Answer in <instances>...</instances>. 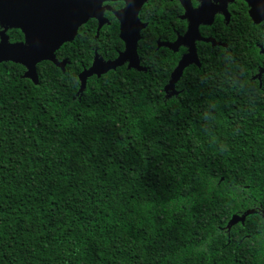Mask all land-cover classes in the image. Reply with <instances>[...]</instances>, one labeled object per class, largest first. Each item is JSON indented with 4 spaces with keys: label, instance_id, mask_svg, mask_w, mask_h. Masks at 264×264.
<instances>
[{
    "label": "trees",
    "instance_id": "1",
    "mask_svg": "<svg viewBox=\"0 0 264 264\" xmlns=\"http://www.w3.org/2000/svg\"><path fill=\"white\" fill-rule=\"evenodd\" d=\"M120 5H117V7ZM151 7V8H150ZM139 54L147 72L79 75L124 45L112 18L58 52L65 72L0 68V264H264V102L245 47L227 75L173 67L155 51L168 25L154 1ZM241 24L255 27L243 8ZM244 223L228 228L234 216Z\"/></svg>",
    "mask_w": 264,
    "mask_h": 264
},
{
    "label": "water",
    "instance_id": "2",
    "mask_svg": "<svg viewBox=\"0 0 264 264\" xmlns=\"http://www.w3.org/2000/svg\"><path fill=\"white\" fill-rule=\"evenodd\" d=\"M125 3L124 9L115 12L120 24V39L125 44V51L114 61L104 62L96 56L93 66L79 75L80 92L87 88L89 78H98L116 71L117 68L129 62V69L147 72L138 57V43L141 31L145 25L139 19V13L147 0H0V21L13 29H19L25 34L26 42L10 47L0 46V64L12 62L27 69L24 78L30 79L35 85L39 84L36 71L38 64L49 61L65 72L66 61L60 62L56 53L66 44L74 42L80 27L95 18L99 21V31L108 20L104 17L105 2ZM234 1V0H228ZM250 7V15L255 23L264 21V0H244ZM205 6L196 11L197 21L190 25L187 39H201L199 26L212 21H205L203 13ZM207 41L205 39H201ZM3 55L5 57H3ZM189 60L182 63L171 76L170 83L165 87V93L178 96L176 83L182 78L184 66L196 63L199 65L195 48H191ZM249 211L242 217L234 216L228 228L238 223H244L247 216L254 214Z\"/></svg>",
    "mask_w": 264,
    "mask_h": 264
},
{
    "label": "flooded vegetation",
    "instance_id": "3",
    "mask_svg": "<svg viewBox=\"0 0 264 264\" xmlns=\"http://www.w3.org/2000/svg\"><path fill=\"white\" fill-rule=\"evenodd\" d=\"M153 1L155 4L158 3L163 6L164 10L166 11L165 15L167 14L166 16L168 18V25L165 29H162L161 35L156 40V48H155V51L160 52L162 56H171L170 58L164 59L168 63H164L162 61L163 65L172 66L173 67L172 73H173L176 69H178L181 66L182 63H185L190 59L189 55L191 54V48L193 49L194 47L197 53L199 65L196 63H192L187 66L186 64L184 66L183 76L185 72L189 69L202 70L203 66L206 65V69L209 68V71L213 75L217 74L218 71H221L222 77L225 78L227 75L230 55H233L234 50H238L235 53L242 56L244 48L251 47L252 48L251 51L253 52L251 53V55L248 56V58L252 62L254 71L248 77V81L254 84V86H256L254 89L255 99L261 100L260 105L263 104L264 102V29L238 30V31L229 29L234 21H235L234 23L237 22L238 24H241L240 22L244 18V13H243L244 6H246L247 17L255 27L264 24V21H261L259 23L254 22V20L250 15V7L246 1L244 0H234V1L147 0L144 3L139 13V19L141 23L145 25V28L141 31V38L138 43V50H137L140 63L143 67L145 66L142 63V59L139 54V44L142 41V32L145 31L150 24L149 18H150L151 9L149 10L148 6ZM117 5L120 6L117 7ZM202 6L203 7L205 6L203 19L205 21H212L211 23H204L199 26V33L201 39H205L207 41H203L198 38L187 39L186 35L189 31L190 25L197 21L196 11L199 10ZM103 7L105 9L104 17L108 20V23L105 24L103 28L111 25L112 22L111 16H112V18L116 19V21L118 22L119 38H120V24L115 16V12L124 9L125 3L122 1L105 2L103 4ZM91 23L96 29L95 38L99 39L100 33L103 30V28L99 31V35H98L99 21L98 19L95 18L88 20L86 24L80 27L76 39L78 38L79 34L82 33L85 30V28ZM25 42H26L25 34L21 30L10 28L9 26L3 24L0 21V46L10 47ZM122 43L124 45V48L122 51H118L117 57L115 59H105L98 52V50H95L94 57L90 66L84 68L83 71L88 70L90 69V67L93 66L96 56L101 57L104 60V62L116 60L119 57V55L125 51V44L123 41ZM3 57L5 56L3 55ZM63 61L67 62L66 67L70 64V62L66 59L60 62ZM45 62L52 63L49 61H45ZM42 63L37 65L36 67L37 73H38V66L41 65ZM7 64H16V63H12L10 61L2 62L0 64V68ZM16 65H20V64H16ZM23 68L24 71L22 74V78H24V74L27 72V69L25 67ZM120 68H126L130 70L129 62H127L124 66L117 68V70ZM172 73L170 75L168 84L171 81ZM93 77H97V76L94 75ZM181 79L176 83V91L178 93H180V91H178L177 85L179 84ZM27 80L31 81L30 79ZM261 111L263 112L264 108H261Z\"/></svg>",
    "mask_w": 264,
    "mask_h": 264
}]
</instances>
